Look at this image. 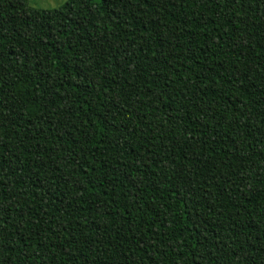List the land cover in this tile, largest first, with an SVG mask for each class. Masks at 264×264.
<instances>
[{
    "label": "trees",
    "instance_id": "obj_1",
    "mask_svg": "<svg viewBox=\"0 0 264 264\" xmlns=\"http://www.w3.org/2000/svg\"><path fill=\"white\" fill-rule=\"evenodd\" d=\"M0 264H264V0H0Z\"/></svg>",
    "mask_w": 264,
    "mask_h": 264
},
{
    "label": "rangeland",
    "instance_id": "obj_2",
    "mask_svg": "<svg viewBox=\"0 0 264 264\" xmlns=\"http://www.w3.org/2000/svg\"><path fill=\"white\" fill-rule=\"evenodd\" d=\"M67 0H29L30 4L39 8L51 9L62 5Z\"/></svg>",
    "mask_w": 264,
    "mask_h": 264
}]
</instances>
